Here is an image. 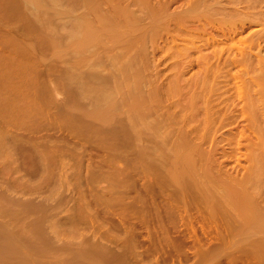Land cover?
Here are the masks:
<instances>
[{"label":"rangeland","instance_id":"1","mask_svg":"<svg viewBox=\"0 0 264 264\" xmlns=\"http://www.w3.org/2000/svg\"><path fill=\"white\" fill-rule=\"evenodd\" d=\"M23 1L0 0V264H264V0Z\"/></svg>","mask_w":264,"mask_h":264},{"label":"bare ground","instance_id":"2","mask_svg":"<svg viewBox=\"0 0 264 264\" xmlns=\"http://www.w3.org/2000/svg\"><path fill=\"white\" fill-rule=\"evenodd\" d=\"M25 1V0H24ZM24 1H23V3H24ZM37 1V0H36ZM42 1V0H41ZM86 1V0H85ZM147 1V0H146ZM150 1V0H149ZM199 1V0H198ZM198 1H197V4H198ZM204 1V0H203ZM263 1V0H262ZM14 2V1H13ZM26 2H32V3H35V0H26ZM48 2V1H47ZM54 2V1H53ZM90 2V1H89ZM214 2H215V0H214ZM214 2H212V3H214ZM1 3V2H0ZM6 3V2H5ZM31 3V4H32ZM38 3H40V1L38 2ZM55 3H56V1H55ZM96 3V2H95ZM193 3V2H192ZM223 3V2H222ZM264 3V2H263ZM15 4V3H14ZM37 4V3H36ZM50 4V3H49ZM51 4H52V1H51ZM57 4V3H56ZM148 4V3H147ZM146 4V5H147ZM164 4H165V2H164ZM209 4V3H208ZM17 5V4H16ZM19 5V4H18ZM55 5V4H54ZM96 5H98V3L96 4ZM212 5V4H211ZM218 5V4H217ZM3 7H5L4 6V4L2 5ZM19 6H21V5H19ZM18 6V7H19ZM26 6V5H25ZM38 6V5H37ZM93 6V5H92ZM161 6V5H160ZM227 6V5H226ZM13 7V6H12ZM41 7V6H40ZM59 7V6H58ZM151 7H152V5H151ZM155 7V6H154ZM158 7V6H157ZM9 8H10V6H9ZM26 8V7H25ZM125 9V8H124ZM243 9H245V8H243ZM0 10H1V7H0ZM4 10H5V8H4ZM7 10V9H6ZM128 10V9H127ZM236 10V9H235ZM241 11V10H240ZM39 12H40V10H39ZM125 12V15H127L128 16V14H126V9H125V11L123 10L121 13H124ZM129 12V11H128ZM238 12V11H237ZM242 12V11H241ZM258 12V11H257ZM244 13V12H243ZM131 14V13H130ZM251 14V13H250ZM112 15V14H111ZM123 16H124V14H123ZM251 16V15H250ZM109 17H111V16H109ZM118 17V16H117ZM127 18V17H126ZM252 18V17H251ZM254 18V17H253ZM24 18H22V20H23ZM29 19V18H28ZM30 19H31V17H30ZM118 19V18H117ZM117 19H115L116 21H117ZM120 19V18H119ZM123 19V18H122ZM124 19H125V17H124ZM131 19H132V17H131ZM250 19V18H249ZM101 20H103V19H101ZM130 20V19H129ZM32 21V20H31ZM31 21H30V23H31ZM107 21V20H106ZM122 21V20H121ZM125 21H126V19H125ZM245 21V20H244ZM252 21V20H251ZM23 22H24V20H23ZM34 22V21H33ZM36 22V21H35ZM38 22V21H37ZM120 22V21H119ZM130 22H132V20L130 21ZM248 22V21H247ZM26 23V22H25ZM102 23V22H101ZM106 23V22H105ZM112 23V22H111ZM110 22H109V24H111ZM124 23V22H123ZM245 23V22H244ZM29 24V23H28ZM75 24V23H74ZM78 24V23H77ZM82 24H83V22H82ZM116 24H119V23H116ZM120 24H122V23H120ZM120 24H119V28H120ZM24 25V24H23ZM37 25V24H36ZM90 25V24H89ZM123 25V24H122ZM86 26V25H85ZM91 26V25H90ZM102 26H104V25H102ZM117 26V25H116ZM28 27V26H27ZM83 27H84V24H83ZM87 27V26H86ZM94 27H96V26H94ZM94 27H93V29H94ZM125 27V26H124ZM30 28V27H29ZM33 28V27H32ZM98 28V27H97ZM100 28H101V26H100ZM114 28H115V23H114ZM117 28V27H116ZM74 29H75V26H74ZM81 29V28H80ZM93 29H92V31H93ZM99 29V28H98ZM103 29V28H102ZM104 29H107L105 26H104ZM126 29H128V26H127V28ZM27 30V29H26ZM100 30V29H99ZM112 30H114V32H115V29H113L112 28ZM122 30V29H121ZM121 30H119V31H121ZM124 30V29H123ZM122 30V31H123ZM32 31V30H31ZM37 31V30H36ZM35 31V32H36ZM83 31V30H82ZM86 31V30H85ZM117 31H118V29H117ZM125 31V30H124ZM27 32V31H26ZM38 32H39V30H38ZM41 32H42V30H41ZM95 32H97V31H95ZM99 32V31H98ZM101 32V31H100ZM37 33V32H36ZM43 33V32H42ZM49 33V32H48ZM71 33V32H70ZM74 33V32H73ZM76 33V32H75ZM74 33V34H75ZM111 33H113V31L111 32ZM119 33V32H118ZM125 33V32H124ZM128 33V32H127ZM126 33V34H127ZM32 34H33V32H32ZM51 34V33H50ZM78 34V33H77ZM98 34V33H97ZM96 34V35H97ZM105 34V33H104ZM120 34H122V33H120ZM134 34V33H133ZM139 34V33H138ZM44 35V34H43ZM82 35V34H81ZM84 36L82 37V38H84L83 40L79 37V40H82L81 42H82V44H86L87 42L89 43V42H93V40L97 37L93 32H91V28H90V30L88 31V28H87V31L83 34ZM106 35H108V34H106ZM112 35H114V33L112 34ZM37 36H38V34H37ZM40 36V35H39ZM52 36H53V34H52ZM101 36H102V34H101ZM125 36V35H124ZM127 36V35H126ZM138 36V35H137ZM47 37V36H46ZM65 37V36H64ZM112 37V36H111ZM114 37V36H113ZM129 37V36H128ZM139 37L140 36H138V39H139ZM141 37H143V36H141ZM49 38V37H48ZM98 38V37H97ZM116 39H117V37H115ZM121 38V37H120ZM119 38V41L121 42V39ZM125 38V37H124ZM55 39V38H54ZM99 39H100V37H99ZM98 39V40H99ZM102 39H103V37H102ZM107 39V38H106ZM113 39V38H112ZM116 39H114V41L116 40ZM97 42H98V40L97 39H95ZM94 40V43L96 42ZM135 40V39H134ZM49 40H47V42H48ZM77 41H78V38H77ZM113 41V42H114ZM124 41H126V38L124 39ZM124 41H122V42H124ZM50 42H51V40H50ZM109 42H111V40L109 41ZM116 42H117V40H116ZM79 43V44H78ZM78 43H75L77 46H79V48H80V50L79 51H82L83 50V45L81 44V46L82 47H80V42H78ZM126 43V42H125ZM138 43H139V41H138ZM97 44V43H96ZM89 45H91V44H89ZM89 45L87 46V47H89ZM95 45V44H94ZM103 45V44H102ZM117 45H119V42L117 43ZM125 45H127V44H125ZM124 45V46H125ZM131 44L129 43L128 44V46H130ZM134 45V44H133ZM75 47V48H78V47ZM73 47H74V45H73ZM85 47V46H84ZM92 47H93V45H92ZM92 47H91V49H92ZM109 47V46H108ZM110 47H111V45H110ZM78 48V49H79ZM99 48V47H98ZM101 48V47H100ZM112 48H114V46L112 45ZM118 48V47H117ZM128 48V47H127ZM134 48H135V45H134ZM74 49V48H73ZM78 49H75V50H78ZM86 49V48H85ZM85 49H84V52H85ZM95 49H96V46H95ZM125 49V48H124ZM107 50H109V49H107ZM110 51V50H109ZM130 51V50H129ZM98 52H99V50H98ZM116 52H118L117 50H116ZM120 52H121V50H120ZM78 53V52H77ZM123 53V52H122ZM128 53V52H127ZM120 54H118V56H119ZM114 57V56H113ZM115 60V59H114ZM192 145V144H191ZM196 147V146H195ZM191 148H193V147H191ZM183 152H185V151H183ZM181 156H182V154H181ZM187 156V155H186ZM185 157V156H184ZM189 157V156H188ZM190 158V157H189ZM186 159V158H185ZM188 159V158H187ZM191 161H193V160H191ZM195 161V160H194ZM185 163V162H184ZM189 163V162H188ZM186 164H187V162H186ZM190 164V163H189ZM192 164V163H191ZM182 166V165H181ZM187 166V165H186ZM193 166H194V164H193ZM177 168V167H176ZM194 168V167H193ZM184 169V168H183ZM182 171V170H181ZM185 171V170H184ZM239 191H241V190H239ZM235 195V194H234ZM239 195H240V192H239ZM245 196V194H241L240 196H237V197H240L239 199H241L242 198V201H243V205L245 204L244 203V201L246 200H244V198H243V196ZM238 199V200H239ZM231 200H232V197H231ZM233 201V200H232ZM234 201H236L237 202V199L236 200H234ZM242 201L240 200L239 202H241V204H242ZM238 202V203H239ZM246 203H247V200H246ZM236 204V203H235ZM237 206H239L238 204H236ZM243 205H242V207H243ZM245 207V206H244ZM243 207V208H244ZM239 208H241V207H239ZM263 214V213H262ZM261 217V220L264 222V219H262V216H260ZM250 219V218H249ZM251 220V219H250ZM255 220H257V218L255 219ZM258 220H259V217H258ZM261 220H259V223H260V225H261V223H262V221ZM258 222V221H257ZM263 224V223H262ZM249 225H251V224H249ZM257 225H259V224H257ZM262 226V225H261ZM263 226H264V224H263ZM259 228V227H258ZM248 230H249V228H247ZM261 229V228H260ZM262 231H263V228H262Z\"/></svg>","mask_w":264,"mask_h":264}]
</instances>
